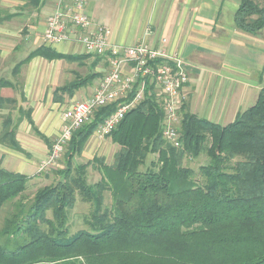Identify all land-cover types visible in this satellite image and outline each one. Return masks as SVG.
Returning a JSON list of instances; mask_svg holds the SVG:
<instances>
[{"label":"trees","instance_id":"obj_1","mask_svg":"<svg viewBox=\"0 0 264 264\" xmlns=\"http://www.w3.org/2000/svg\"><path fill=\"white\" fill-rule=\"evenodd\" d=\"M234 23L249 33L264 27V0H239ZM37 56L78 64L91 59L88 74L53 89L54 102L92 84L103 75L97 66L106 64L104 55L62 53L41 44L12 74ZM2 88L16 84L0 78ZM16 102L0 92V110H13ZM116 105L99 107L72 132L64 144L65 165L53 171L58 180L36 189L29 201L23 193L30 177L0 166V210L12 207L0 227V264H264V86L256 102L226 124L199 117L182 103L175 146L162 133L161 95L148 85L107 133L119 146L112 164L100 157L73 164ZM16 108L15 119L3 115L0 144L22 151L16 129L23 118L31 126L34 121L30 107ZM38 135L51 147L48 137ZM148 154L156 159L142 169ZM201 154L208 161L197 172L183 164ZM90 164L100 174L93 183L86 180ZM76 194L90 209L86 227L71 233Z\"/></svg>","mask_w":264,"mask_h":264},{"label":"crops","instance_id":"obj_2","mask_svg":"<svg viewBox=\"0 0 264 264\" xmlns=\"http://www.w3.org/2000/svg\"><path fill=\"white\" fill-rule=\"evenodd\" d=\"M84 1V11L91 23L107 28L112 45L123 48L144 40L155 48L162 47L169 56L180 60L188 78L181 93L190 112L212 122L226 124L256 102L264 86V27L249 33L235 25L234 14L239 0ZM56 3L57 0H0V58L13 54L20 41H31L33 34L37 43L35 47L45 44L42 34L46 19ZM20 32L25 33L24 37ZM50 46L62 53H75L77 50L71 43ZM39 60L48 61L37 56L27 63L28 73L22 89L27 100L30 89H40L49 84L43 68L37 67ZM54 61L65 62H51ZM104 65H98L96 70L104 73ZM95 86L93 84L89 91L87 88L79 90L63 102L50 99L39 121L50 125L53 109L58 115L50 126L51 133H45L38 127L41 132L49 137L60 131L63 108L71 102L85 99ZM8 89L12 90L2 88L1 91ZM29 105L34 108L31 116L37 124L39 107ZM20 137L16 138L24 148ZM3 147L0 144V148ZM0 166L26 174L30 177L29 183L38 176L33 165L19 166L14 170L5 161L0 162Z\"/></svg>","mask_w":264,"mask_h":264},{"label":"built area","instance_id":"obj_3","mask_svg":"<svg viewBox=\"0 0 264 264\" xmlns=\"http://www.w3.org/2000/svg\"><path fill=\"white\" fill-rule=\"evenodd\" d=\"M84 7V0H57L46 19L43 42L49 46L71 43L77 47L75 53L104 55V73L89 96L63 108L60 132L44 165L59 157L72 132L89 121L96 109L117 103L115 111L98 128L108 133L144 97L147 86L151 84L161 95L163 136L178 146V110L184 98L181 89L188 80L180 60L169 56L162 47L155 48L144 40L123 48L112 45L107 28L102 24H92ZM130 94L132 97L128 100Z\"/></svg>","mask_w":264,"mask_h":264},{"label":"rangeland","instance_id":"obj_4","mask_svg":"<svg viewBox=\"0 0 264 264\" xmlns=\"http://www.w3.org/2000/svg\"><path fill=\"white\" fill-rule=\"evenodd\" d=\"M21 36L24 37L25 33L20 32ZM37 43L34 42V34L31 41H20L18 43V47L16 51L4 57L3 59L0 58V78H8L11 79L16 84V89H8L5 91H1L4 96H11L17 98V102L15 105V109L8 110V109H2L0 110V130H1V122L3 120V115L6 113H11L12 117L15 119L17 108L20 106V103H24L22 107L28 108L30 107L32 109V112L34 108L29 105L31 103L32 105L39 107V113L37 114L38 122L37 124L34 122V126H31L28 124L27 120L23 118V120L19 123L17 129H16V137L20 135L23 146L22 151H16L13 150L5 145H3V148H0V162H8L9 166L12 169H17L19 166L24 165H33L37 168V175L35 179L32 180V182L27 183V188L25 192L23 193V201H29L32 199V196L34 195L36 189L49 185L52 183H55L58 180V176L54 174V170L61 168L65 165V147H63L59 157H57L51 164L44 165L45 161L48 158V154L50 151V147L44 142L43 139H41L38 135L39 133H42L45 135V133H51L50 126L54 122L55 118L58 113L54 111V109L51 111V114L54 116L53 121L51 124H46L43 121H39L42 119L43 111L46 108V104L50 103V99L53 101V89L59 85H63L69 81H72L76 76H85L89 73V62L91 59H88L85 61L84 64H78V63H71V62H51V61H41L39 60L37 67L39 69H42V72L44 74V77L49 81V84L46 86L43 85L40 89H30L29 92V99L27 100L24 96L23 92V84L25 80V76L28 73V67L29 65L24 64L19 68V71L16 75L12 74V69L14 65L20 61L26 54L33 49L36 46ZM43 63V64H41ZM48 70V73H47ZM46 72V73H45ZM101 74H103L101 72ZM102 77V76H101ZM100 77V78H101ZM96 79L92 84L81 88L82 89H88L93 86V84H97L99 79ZM77 90L74 95L79 91ZM24 97V98H23ZM67 96H64V100H68ZM78 101V100H77ZM26 102V103H25ZM184 104V98L182 101ZM34 127V128H33ZM43 131L41 132V130ZM60 131H58L54 136L50 135L48 139L51 143L55 140L56 136L59 134ZM46 136V135H45ZM21 145V144H20ZM119 146L112 142V140L107 136V133H103L102 130L97 129L86 141L83 150L80 155H76L73 158V164H80L85 163L88 161H91L93 157H100L103 159V161L107 164H112L114 160V155L118 151ZM3 151V152H2ZM156 159V154H148L145 164L141 167L142 169L149 165L150 161ZM208 158L201 154L197 158L192 157H185L183 159V164L186 166L191 167L195 172L198 171V167L200 165H203L207 163ZM11 171V170H10ZM100 178V174L97 171V169L90 164L87 167L86 170V180L88 183H93L96 180ZM105 204L109 206L110 204V197L108 193H105ZM90 209V204L88 202L82 201L80 199V196L76 194V201L74 207L69 211V226H70V232L74 233L79 229L85 228L86 226L83 223L84 216L88 214ZM12 211L11 204H6L2 207L0 210V227L2 226L4 222V218L8 216V214ZM48 215H50V212H48Z\"/></svg>","mask_w":264,"mask_h":264}]
</instances>
